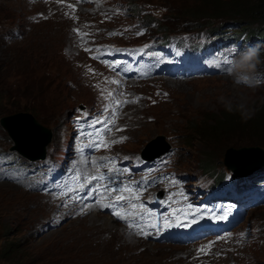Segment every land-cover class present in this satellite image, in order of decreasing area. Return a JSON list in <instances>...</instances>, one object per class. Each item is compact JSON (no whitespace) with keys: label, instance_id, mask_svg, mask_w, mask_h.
I'll list each match as a JSON object with an SVG mask.
<instances>
[{"label":"rangeland","instance_id":"rangeland-1","mask_svg":"<svg viewBox=\"0 0 264 264\" xmlns=\"http://www.w3.org/2000/svg\"><path fill=\"white\" fill-rule=\"evenodd\" d=\"M127 1L137 4V8L146 9L166 5L170 9L166 15L175 16V20L165 22L169 33L184 29V25L187 26L184 30H190L216 27L221 22L220 18L206 17L205 13L214 12L212 7L204 14L190 13L202 5H207L208 1ZM224 7L226 6L221 8ZM20 8L17 1L0 0V118L30 114L41 125L50 129L52 139L47 146L48 158L43 165H25L21 162V156L9 150L14 141L12 142L0 126V150L10 163V178L0 184V264H189L182 257L185 250L180 246L169 249L173 254L169 260L152 257V253L162 250L163 246L160 244L158 248L154 244L137 254L122 251V248L108 252L124 241L127 246L123 248L127 251L132 249L133 244L123 239L117 227L109 225L108 229L94 231L105 216L95 218L94 210L89 207L76 182L70 183L67 189L82 208L80 218L69 219L61 224L53 218L50 204L60 190L45 177L50 173L45 164L52 159L53 150L67 134L57 125L59 116L74 103L70 99V90L60 79L55 78V71L60 69L56 46L63 43V36L47 25L44 28L46 33L36 30L24 39L9 38L13 26L22 28ZM183 12L186 13L185 17H182ZM220 14L223 17H235L228 12ZM181 18H184V23L179 26L177 22ZM192 18L196 21L190 22ZM242 20L258 23L253 17ZM160 21L163 22L161 19ZM199 22L200 26L197 25ZM51 31L53 34L47 36ZM49 69L50 74L47 73ZM40 79L41 82H37ZM241 85L245 84L242 82ZM82 94V98L87 95L83 91ZM222 97L225 102L232 100L234 104L245 103L253 109L254 115L248 120H253L257 110L264 107V87L245 88L234 85L227 79L215 78L173 85L172 100L148 111L155 117L153 121L145 119L134 124L130 130L131 140L124 147L141 150L148 145H154L155 141L157 145L163 142V147H168L171 142L169 137L175 136L180 148L175 167L189 172L195 171L200 162L206 164L226 160L231 165H237L240 155H244L246 161L263 157L259 149L264 148V132H253L250 124L247 131L235 130L224 137L214 136L213 139H207L209 126L214 125L215 121L226 120L221 114V108L225 107ZM200 124L208 128L198 132V128L201 129ZM169 130L179 133L180 136L171 134ZM186 137L188 144L184 145ZM153 147L155 145L151 149ZM221 186L226 192L227 186ZM257 214L264 216V208L252 211L249 217ZM110 231L116 238L111 245L104 248L93 240L95 235L105 239ZM11 243L16 244L19 251L2 254V250H6ZM100 247L102 248L99 249ZM254 256L251 263L264 264V244L259 250H255ZM242 263L249 264L245 260Z\"/></svg>","mask_w":264,"mask_h":264},{"label":"trees","instance_id":"trees-1","mask_svg":"<svg viewBox=\"0 0 264 264\" xmlns=\"http://www.w3.org/2000/svg\"><path fill=\"white\" fill-rule=\"evenodd\" d=\"M207 2V5H202L196 10H192L190 13H202L204 14L208 9L212 7L211 15H217L220 13H229L238 19H249L253 17L258 23L246 22L242 27L243 30H247L250 35H254V39H264V0H203L202 3ZM211 1V2H210ZM216 5H218L216 7ZM226 6L224 8H221ZM214 8V9H213ZM224 15L220 14V17ZM235 23V22H234ZM236 24V23H235ZM261 42L259 41L258 44ZM264 45V42H262ZM262 49V48H261ZM224 107V106H222ZM221 114L226 117L224 121H215L214 125L209 126L210 132H208L207 139H213L214 136L220 138L229 135L235 130L247 131L246 129H253V132H264V107L257 110V115L253 117V120H244L239 111L229 112L226 108H221ZM204 124H200L198 132L204 131L208 127H204ZM203 127V128H202ZM263 137V135H260ZM160 145V144H158ZM19 248L16 244L11 243L6 250H2V254L8 252H18Z\"/></svg>","mask_w":264,"mask_h":264},{"label":"water","instance_id":"water-1","mask_svg":"<svg viewBox=\"0 0 264 264\" xmlns=\"http://www.w3.org/2000/svg\"><path fill=\"white\" fill-rule=\"evenodd\" d=\"M20 115L22 114L8 115L0 119L1 125L15 142L11 149L18 150L22 155L29 157V159L43 158L45 156V146L51 138L50 130L41 125L30 114ZM259 150L262 152L263 157H259L258 162L264 163V152L262 149ZM240 163L246 164L248 162L241 161ZM247 168L249 166L239 165L238 163L236 168L232 169L242 171Z\"/></svg>","mask_w":264,"mask_h":264},{"label":"clouds","instance_id":"clouds-1","mask_svg":"<svg viewBox=\"0 0 264 264\" xmlns=\"http://www.w3.org/2000/svg\"><path fill=\"white\" fill-rule=\"evenodd\" d=\"M233 55L226 61V74L236 83L243 82L247 87L255 89L264 83V74L257 72V67L261 63L260 49L258 46H249L239 49L233 46ZM219 66V62H217ZM227 111H239L244 120L250 119L254 115V110L250 109L245 103L234 104L232 100L225 102L221 98Z\"/></svg>","mask_w":264,"mask_h":264},{"label":"snow or ice","instance_id":"snow-or-ice-1","mask_svg":"<svg viewBox=\"0 0 264 264\" xmlns=\"http://www.w3.org/2000/svg\"><path fill=\"white\" fill-rule=\"evenodd\" d=\"M109 95H111V93ZM164 95H167V94L165 93ZM136 99L139 100V97H137ZM125 102H127V101H125ZM117 103H120V102L117 101ZM113 123H114V121H113ZM105 129L109 130V129H107V124H105ZM96 146H97L96 144L92 145V147H96ZM105 146H107V145H105ZM101 159L103 160L104 158H101ZM109 171L112 173V175L108 177V179L110 180V183H111V182L115 181L116 179H118L119 173L116 172L114 169H110ZM104 178H105V176H103V175L93 177V179H97V180L104 179ZM105 191H108V189L106 188ZM113 191L122 192V191H130V189H128V188L121 189V188L117 187V188H114ZM115 199L117 201V204H119L121 201H126V198L123 195L116 196ZM133 207H135V205H133ZM114 214L119 216L121 219L124 218L123 216H120V214L118 212L114 213ZM220 218L223 219L225 217H220Z\"/></svg>","mask_w":264,"mask_h":264},{"label":"bare ground","instance_id":"bare-ground-1","mask_svg":"<svg viewBox=\"0 0 264 264\" xmlns=\"http://www.w3.org/2000/svg\"><path fill=\"white\" fill-rule=\"evenodd\" d=\"M171 1V0H170ZM263 52H264V50H263ZM157 144L155 143V146H156ZM154 148V147H153ZM258 159H259V157H257V159L255 160V162H257L258 161ZM227 200V199H226ZM106 227H108V223L107 222H102L101 223V225L99 226V227H96L95 228V230H101V229H104V228H106ZM196 234H200V232L198 231V232H196ZM199 241H201L202 240V236L200 235L199 237Z\"/></svg>","mask_w":264,"mask_h":264}]
</instances>
